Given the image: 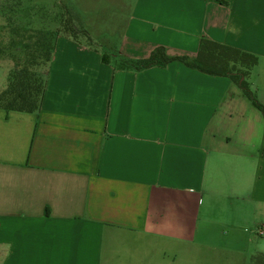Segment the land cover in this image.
I'll use <instances>...</instances> for the list:
<instances>
[{"label": "crops", "instance_id": "obj_1", "mask_svg": "<svg viewBox=\"0 0 264 264\" xmlns=\"http://www.w3.org/2000/svg\"><path fill=\"white\" fill-rule=\"evenodd\" d=\"M63 1L104 49L26 26L56 36L40 110L0 109V264H264V115L228 77L120 63L205 38L257 57L264 107V0Z\"/></svg>", "mask_w": 264, "mask_h": 264}, {"label": "trees", "instance_id": "obj_2", "mask_svg": "<svg viewBox=\"0 0 264 264\" xmlns=\"http://www.w3.org/2000/svg\"><path fill=\"white\" fill-rule=\"evenodd\" d=\"M218 1L223 3L222 0ZM36 33L40 39L36 41L35 47H24L23 57H15L13 60L6 86L0 91V109L27 113H36L40 110L45 89L44 72L51 60L56 33L68 34L71 37L83 35L88 38L91 45H94V41L86 31L74 28L72 17L66 9L59 15V27L56 33L44 30ZM105 55H108L106 51L102 55L104 62ZM172 61H179L186 67L207 75L228 77L264 115V107L257 101L248 79L258 62L257 57L251 53L202 38L194 59L169 57L163 47L155 48L145 59L120 58L124 68L135 71L155 66L164 67Z\"/></svg>", "mask_w": 264, "mask_h": 264}, {"label": "rangeland", "instance_id": "obj_3", "mask_svg": "<svg viewBox=\"0 0 264 264\" xmlns=\"http://www.w3.org/2000/svg\"><path fill=\"white\" fill-rule=\"evenodd\" d=\"M63 2V0H0V60L10 59L13 62L15 57H23L24 47L34 48L40 36L37 35V30L26 26L28 24L40 27L43 25L44 29H52V24L53 26L57 24L55 19H59V15L63 13L61 9ZM93 41L95 46L104 49L103 44L97 39ZM5 63L0 62V85L4 86L7 81ZM256 237L259 243L264 236ZM235 247L254 246L242 241L241 245L238 244ZM257 247H264V244Z\"/></svg>", "mask_w": 264, "mask_h": 264}]
</instances>
